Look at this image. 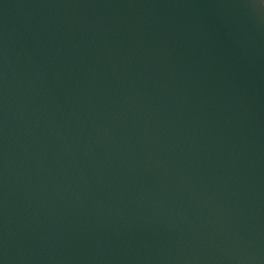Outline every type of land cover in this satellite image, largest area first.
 Instances as JSON below:
<instances>
[{
	"label": "water",
	"instance_id": "1",
	"mask_svg": "<svg viewBox=\"0 0 264 264\" xmlns=\"http://www.w3.org/2000/svg\"><path fill=\"white\" fill-rule=\"evenodd\" d=\"M0 264H264V0H0Z\"/></svg>",
	"mask_w": 264,
	"mask_h": 264
}]
</instances>
